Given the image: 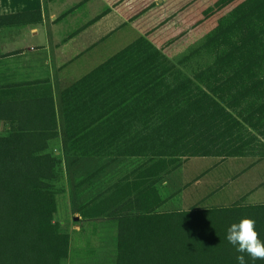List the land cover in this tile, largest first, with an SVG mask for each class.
<instances>
[{"label":"crops","instance_id":"0c3cea01","mask_svg":"<svg viewBox=\"0 0 264 264\" xmlns=\"http://www.w3.org/2000/svg\"><path fill=\"white\" fill-rule=\"evenodd\" d=\"M21 129L58 131L70 264H116L123 217L264 204V0H0Z\"/></svg>","mask_w":264,"mask_h":264},{"label":"trees","instance_id":"16d2710c","mask_svg":"<svg viewBox=\"0 0 264 264\" xmlns=\"http://www.w3.org/2000/svg\"><path fill=\"white\" fill-rule=\"evenodd\" d=\"M56 136L0 132V264H66L69 258V230L55 219L63 161L48 141ZM244 216L256 221L264 241V204L123 217L116 264H238L226 230Z\"/></svg>","mask_w":264,"mask_h":264},{"label":"clouds","instance_id":"9594fccd","mask_svg":"<svg viewBox=\"0 0 264 264\" xmlns=\"http://www.w3.org/2000/svg\"><path fill=\"white\" fill-rule=\"evenodd\" d=\"M255 225L253 218L244 216L226 230V240L238 253V264H247L246 256L252 261L264 260V241L260 239Z\"/></svg>","mask_w":264,"mask_h":264},{"label":"rangeland","instance_id":"374dc122","mask_svg":"<svg viewBox=\"0 0 264 264\" xmlns=\"http://www.w3.org/2000/svg\"><path fill=\"white\" fill-rule=\"evenodd\" d=\"M55 219H56V222H58L57 221V215H56ZM62 227L69 230L67 225H62ZM100 245H102V242H99L98 246H100ZM103 245L105 246V243ZM98 253H101V252H98ZM102 255H104V254H102ZM102 255L93 256V257H86V258H82V260L77 259V257H76L74 264H111L109 261V258L107 256L100 257ZM66 264H70L68 260H67Z\"/></svg>","mask_w":264,"mask_h":264}]
</instances>
